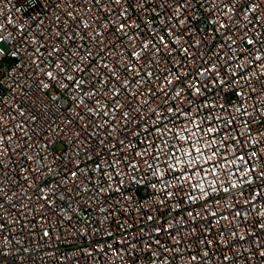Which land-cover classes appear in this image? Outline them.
<instances>
[{"label":"built area","instance_id":"obj_1","mask_svg":"<svg viewBox=\"0 0 264 264\" xmlns=\"http://www.w3.org/2000/svg\"><path fill=\"white\" fill-rule=\"evenodd\" d=\"M0 264H264V0H0Z\"/></svg>","mask_w":264,"mask_h":264},{"label":"snow or ice","instance_id":"obj_2","mask_svg":"<svg viewBox=\"0 0 264 264\" xmlns=\"http://www.w3.org/2000/svg\"><path fill=\"white\" fill-rule=\"evenodd\" d=\"M48 75L51 76V73H49ZM197 151H199V150L197 149ZM241 159H243V157H241Z\"/></svg>","mask_w":264,"mask_h":264}]
</instances>
